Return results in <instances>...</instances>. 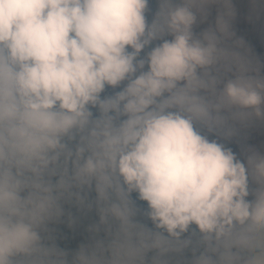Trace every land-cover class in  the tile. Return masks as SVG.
<instances>
[{
  "label": "trees",
  "instance_id": "trees-1",
  "mask_svg": "<svg viewBox=\"0 0 264 264\" xmlns=\"http://www.w3.org/2000/svg\"><path fill=\"white\" fill-rule=\"evenodd\" d=\"M65 1L60 15L51 0L32 9L50 22L41 26L46 38L55 25L64 31L49 50L80 44L115 13L112 3L101 12L88 0ZM236 7H254L252 20L220 23L212 51L236 62L261 57L263 69L218 67L205 61L209 52H199L202 62L155 38L122 35L115 43L137 38L153 61L176 53L198 97L156 88L147 103L130 81L107 104L81 111L61 93L79 64L72 50L44 59L58 75L43 82L15 61L17 38L0 19V264H264V136L245 148L264 127L246 111L232 125L200 110L207 83L264 91V0Z\"/></svg>",
  "mask_w": 264,
  "mask_h": 264
},
{
  "label": "rangeland",
  "instance_id": "rangeland-1",
  "mask_svg": "<svg viewBox=\"0 0 264 264\" xmlns=\"http://www.w3.org/2000/svg\"><path fill=\"white\" fill-rule=\"evenodd\" d=\"M47 1L7 0L6 3L10 7L0 13L1 25H3L1 31L4 32L12 26L11 33L17 38L18 44L15 49L20 52L19 55H13L15 61L30 67V71L43 82L47 80L56 82V75H58L56 68L44 63V59L51 61L66 59L72 50L71 56H75V61H79V64L74 70L76 73L67 79L69 81H64L67 85L61 88V93L66 101L72 99L77 103L74 105L76 111H81L82 105L89 108L99 103L107 104L112 97L119 94L122 86L130 81L132 82L128 84V87L132 90L144 89L140 90V96L144 97V102L147 103L156 88L166 94L168 91L182 97L189 96L191 102L198 97L196 95L199 92L195 88V83L189 80L183 60L179 62L176 53H170L163 59L153 61L137 38L115 43L122 35L155 38L162 44H170V48H179L182 53L193 51L202 62L199 52L203 50L209 52L205 61L208 64L214 63L218 67L245 66L248 70L263 69L257 67L263 63L261 57L245 56L243 60L236 62L235 56L223 54L222 51H212L211 48L220 39L218 34L224 29L219 28L220 23L222 26H227L231 20L232 22L240 20L241 23L252 20L250 17L255 8L239 9L236 5L241 3V0H88L91 2L90 7L98 5L101 12L102 2L114 5L115 13L108 27L100 31H92L91 35H82L81 37H87L84 41L82 39L80 44L79 41L77 43V39L69 41L62 50L57 48L49 50V45L52 36L62 35L64 31L59 25H55L48 28L52 36L49 39L46 38L47 29L41 26L50 22L40 17L42 12H32V9L37 7L43 9ZM51 1L57 3L54 14H62L63 6L60 0ZM65 2L69 4L70 0ZM13 11L17 12L16 15H13ZM26 11L32 12L30 16L24 17ZM14 16L17 19L15 22L19 21L17 26L15 23L10 24V21L14 22ZM42 20H44L43 23H41ZM62 38L67 39L66 36ZM105 39L108 40L107 46L91 51L92 46L101 44L106 41ZM29 46L37 49V59H30L33 51L28 48ZM232 87L233 90H231ZM232 87H229L228 83L203 85L200 92L202 99L200 110L206 116L211 114L213 119L226 120L232 125H236L235 118H239L238 115L246 111L251 120H256L259 127H264V91L249 87L247 92L240 93L234 85ZM71 91L74 95H71ZM241 103L247 105L241 108ZM233 107L237 111L240 110V114H235ZM230 109L232 114L228 113ZM108 136H110L109 132ZM262 136L264 131L259 137L248 141L245 148H259L258 144ZM247 139L248 137L245 138ZM261 151L264 152V149Z\"/></svg>",
  "mask_w": 264,
  "mask_h": 264
}]
</instances>
